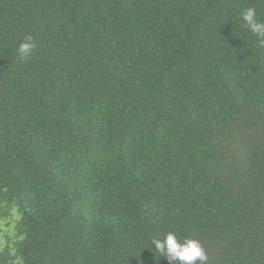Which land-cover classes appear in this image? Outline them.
Here are the masks:
<instances>
[{"label": "trees", "instance_id": "obj_1", "mask_svg": "<svg viewBox=\"0 0 264 264\" xmlns=\"http://www.w3.org/2000/svg\"><path fill=\"white\" fill-rule=\"evenodd\" d=\"M249 7L264 23V0H0V264H168L170 232L264 264Z\"/></svg>", "mask_w": 264, "mask_h": 264}, {"label": "clouds", "instance_id": "obj_2", "mask_svg": "<svg viewBox=\"0 0 264 264\" xmlns=\"http://www.w3.org/2000/svg\"><path fill=\"white\" fill-rule=\"evenodd\" d=\"M256 9L249 7L242 14L244 25L260 40L261 46H264V23L256 20ZM36 44L31 36L25 37L18 49L17 54L24 60L33 55ZM155 249L160 253V257L165 258L168 264H207L208 255L199 243L194 239H186L180 242L177 235L168 233L163 240H153Z\"/></svg>", "mask_w": 264, "mask_h": 264}, {"label": "rangeland", "instance_id": "obj_3", "mask_svg": "<svg viewBox=\"0 0 264 264\" xmlns=\"http://www.w3.org/2000/svg\"><path fill=\"white\" fill-rule=\"evenodd\" d=\"M4 231H9V228L7 227V226H4L3 227V232ZM4 240H3V238L2 239H0V243H2Z\"/></svg>", "mask_w": 264, "mask_h": 264}]
</instances>
